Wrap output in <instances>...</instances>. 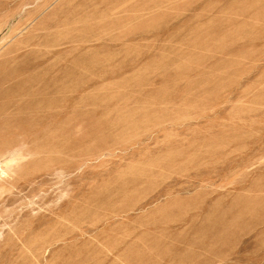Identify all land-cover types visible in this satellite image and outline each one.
<instances>
[{
  "label": "rangeland",
  "instance_id": "rangeland-1",
  "mask_svg": "<svg viewBox=\"0 0 264 264\" xmlns=\"http://www.w3.org/2000/svg\"><path fill=\"white\" fill-rule=\"evenodd\" d=\"M0 264H264V0H0Z\"/></svg>",
  "mask_w": 264,
  "mask_h": 264
}]
</instances>
